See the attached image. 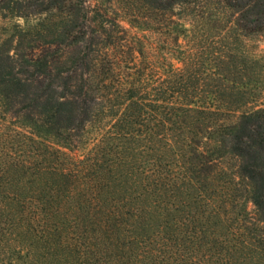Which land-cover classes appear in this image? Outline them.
Instances as JSON below:
<instances>
[{
  "label": "trees",
  "instance_id": "1",
  "mask_svg": "<svg viewBox=\"0 0 264 264\" xmlns=\"http://www.w3.org/2000/svg\"><path fill=\"white\" fill-rule=\"evenodd\" d=\"M128 5L177 18L181 67L150 75L82 0H0L24 22L0 34V264H264V107L230 105L264 0Z\"/></svg>",
  "mask_w": 264,
  "mask_h": 264
},
{
  "label": "rangeland",
  "instance_id": "2",
  "mask_svg": "<svg viewBox=\"0 0 264 264\" xmlns=\"http://www.w3.org/2000/svg\"><path fill=\"white\" fill-rule=\"evenodd\" d=\"M82 1L85 3L87 9H92L93 11L95 10L93 16H95L98 19V21H96V24L92 28L99 27L100 22H105L104 24L106 29L109 32L112 33L115 32L116 34L114 36V38L116 39L115 41H118L117 38H120L122 39L121 41L122 44H127L125 42H130L131 44H133L136 50H140L142 48L144 58H146V60L150 62V64L152 65V67H150L149 69L150 71L148 70L149 71L148 73L150 75L152 74L156 75L157 71L155 70L156 68L153 69L154 68L153 66L159 67L160 66L159 63L163 61L170 62L175 68L181 67V63L177 60L178 58L176 57L177 55L166 53L165 47H163L166 46L167 43L169 44V46H173L174 44H176L175 43L176 34L177 32L180 31V27L178 22L176 21L177 18L175 16L167 20H162L160 24H156L153 21L152 22L150 21L148 24L145 23L140 24V23H136L135 20L133 19V15H130V12L127 11L129 8V5L127 6L128 0H82ZM129 1L132 4H134L135 7H143L142 6L143 0H129ZM96 12L99 13V16L98 14H96ZM132 12L133 11H131V14ZM146 12L149 15L147 10ZM150 17L154 18L153 15H151ZM117 21L119 22V26H120L118 30L114 29ZM16 23L19 25L24 24L22 20H17V19L15 20L12 19L8 21L3 20L0 15V34L1 33L5 34L4 29L11 27L13 24ZM183 29L185 30V32L180 33V38L178 39V43L181 44L182 46H187L188 44H192L193 43L192 39L195 38L196 34L190 32V28L187 25H184ZM229 32L228 31L216 32L215 30H212V31H207V34L210 41L213 42L217 41L219 36H225L228 42H232L231 41L232 33ZM183 33L185 35V38H183ZM160 37H161V41H158ZM188 39L189 41H187ZM104 40L105 39L103 37L99 39V41L101 42H104ZM175 48L176 45H174L172 49ZM240 49L241 50L237 51V53L235 51V54L240 56V61L242 62V65L244 64L243 70L240 71L241 74L246 78V81L244 82H247V79H249L248 82L249 89L245 91L246 94L241 98V100L237 101V103L233 102L230 105L242 106V108L245 109L252 108L255 106L264 107V36L250 37L243 40ZM135 55L138 56V53H135ZM137 59H139V56L137 57ZM57 91H60V89H58ZM234 100H238V97L237 96L234 97V95L228 97V101L232 102ZM3 119H4L3 116L0 115V124H3ZM13 121L15 120L13 119ZM73 155L81 156L82 152L80 150H76L74 151ZM225 166L228 170H233L235 167V161L228 160ZM238 194L242 195V191H240ZM247 210L250 214H253V207L251 206V204L247 205ZM2 225H3L2 217L0 216V227ZM7 244L8 245L4 243L3 238L0 236V249H2L3 246L12 247L16 245L15 242L14 243L8 242Z\"/></svg>",
  "mask_w": 264,
  "mask_h": 264
}]
</instances>
